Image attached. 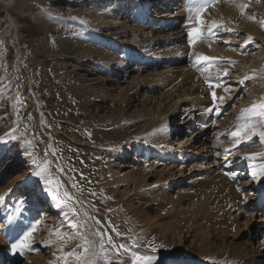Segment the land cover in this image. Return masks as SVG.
Instances as JSON below:
<instances>
[{
  "label": "rangeland",
  "instance_id": "374dc122",
  "mask_svg": "<svg viewBox=\"0 0 264 264\" xmlns=\"http://www.w3.org/2000/svg\"><path fill=\"white\" fill-rule=\"evenodd\" d=\"M163 1L158 0L152 17ZM129 2L0 0V222L16 218L13 211L19 208L25 232H32L23 254L9 258L11 244L24 235L15 230L6 237L0 259L4 264H77L76 255L84 258L85 238L98 241L101 237L94 233L99 232L106 253L97 246V254L90 256L95 264H104L105 258L112 264H133L144 255L157 258L152 264H247L241 258L246 253L264 261V210L261 215L252 210L257 206L260 212L257 202L264 196V137L254 134L264 131V118L238 120L242 111L264 103V0H221L209 6L200 31L206 39L190 50L185 37L174 45L154 43L162 34L154 37L146 30L148 24L134 30L129 18L135 11L116 16V7ZM115 23H128L134 33L113 30ZM186 26L191 25L179 31ZM120 41L125 44L115 45ZM207 43L211 59L196 71L193 84L176 90L155 83L168 74L176 80L179 74L193 73L199 65L196 52ZM182 47L186 52L181 60L167 59ZM135 57L146 62L133 68L122 65ZM138 75L152 79L134 85ZM211 102L219 110H213L209 126L195 134L191 145L175 151V158L159 155L147 130L156 132L154 124L161 119L157 122L167 126L164 137L178 147L179 138L190 136L187 127L170 133L182 122L178 115L182 120L189 115L186 125L202 114L197 110L201 104L213 109ZM171 103L177 108L171 109ZM162 104L170 112L155 121ZM233 131H242V136L233 138ZM127 149L142 154L116 166L119 177L130 176V171L138 177L113 183L109 169ZM184 154L189 158L180 163ZM42 167L43 177L59 186L61 197H70L66 205L53 201L51 189L34 174ZM225 171L240 180L237 186L223 176ZM182 174L179 187L159 192L163 183L168 187L170 178ZM222 177L233 188L229 193L213 190L220 189L215 181ZM236 187L244 190L236 193ZM182 193L188 197L172 209L153 199L157 195L166 203ZM113 247L120 248L119 258Z\"/></svg>",
  "mask_w": 264,
  "mask_h": 264
},
{
  "label": "bare ground",
  "instance_id": "6f19581e",
  "mask_svg": "<svg viewBox=\"0 0 264 264\" xmlns=\"http://www.w3.org/2000/svg\"><path fill=\"white\" fill-rule=\"evenodd\" d=\"M134 0H131V2H129V3H126V4H121L120 6H118V7H116V9L118 10L115 14H117V15H120L121 14V12H122V14H123V16H124V14L126 13V11H134V8H135V4L134 5H131L132 7H131V9H129V10H127L126 8H125V6H128L130 3H132ZM135 1H137V0H135ZM144 1V5H143V7H142V10H138V11H136L135 12V14H134V16H132L131 17V21H130V26H133V28H134V30L135 29H137L139 32H140V30H142L145 26L143 25V23L144 22H148V20H149V17H150V15L152 14V12H153V6L158 2V0H143ZM165 1V0H164ZM141 3H142V1H141ZM137 4H139V2L137 3ZM142 5V4H141ZM185 5H188V4H182V5H180V7L178 6V8H177V10H173V11H170V10H168V9H166V13H164L165 15H163V17H158V26L157 25H154V24H150L149 25V27L148 28H146V30H150V33L151 34H153V36L154 37H156L157 35H158V33H160V34H162V35H158V37H156V38H154L153 40V42L155 43V41H156V43L157 42H175V43H178V42H180L181 40H185L186 39V37L187 38H192V37H188L187 36V30L190 28V30H192V28H198V27H201V23H203V18H202V14H200V16H199V18H197L196 19V10H194V9H192V11H186L185 9H184V7H185ZM174 6V5H173ZM106 7H108V5H106V6H100V7H98L99 9H101V8H106ZM210 7H213V6H210ZM97 8V9H98ZM163 8V7H162ZM170 9V8H169ZM173 9H174V7H173ZM207 9V8H206ZM114 10V9H113ZM209 10V9H208ZM116 11V10H115ZM161 11H163V9H161ZM146 13H148V16L149 17H145V15H146ZM115 14H110L111 16H109L110 18H115ZM158 15H162V14H158ZM212 15V14H211ZM167 17H169L168 19H167ZM159 18H161V19H159ZM213 19V18H212ZM195 20H196V22H195ZM225 20V19H224ZM194 22V23H193ZM184 23H188V24H190V25H192V24H197V25H194V26H187L186 27V32L185 31H179L180 29L179 28H181L182 29V25L184 24ZM121 24V23H120ZM128 23H124L123 25H118V23H115V26H114V29L113 30H118L119 31V29H120V32L122 31L123 33H126V32H131V31H133L132 29H129V28H127L129 25H127ZM160 25V26H159ZM163 25H165V28H163ZM156 26V27H155ZM122 27V28H121ZM118 28V29H117ZM163 28V29H162ZM122 29V30H121ZM185 29V28H184ZM178 30V32H174V31H177ZM167 31H169V32H167ZM173 31V32H172ZM189 31V30H188ZM169 33V34H164V33ZM184 32V33H183ZM133 33H134V31H133ZM118 34H119V32H118ZM132 33H130V35H131ZM124 35V34H123ZM121 36V35H120ZM132 36H133V34H132ZM253 36V35H252ZM184 37H185V39H184ZM201 37H203V38H206L205 36H201V35H199V33H198V35L195 37V38H197L198 40L197 41H199L200 39H201ZM127 38V37H126ZM257 39V38H256ZM117 40V39H116ZM115 40V41H116ZM133 40V39H132ZM137 40V39H136ZM258 40V39H257ZM138 41V40H137ZM136 41V42H137ZM140 42H141V40H139ZM106 42V41H105ZM121 42V41H120ZM118 42V43H115V45H124L125 43H123V42ZM140 42H138V43H140ZM152 42V43H153ZM114 43V42H113ZM133 43H134V41H133ZM142 43V42H141ZM198 42H196V44H197ZM136 44V43H135ZM172 44V43H171ZM170 44V45H171ZM187 45H188V43H186ZM196 44L194 45V47L196 46ZM263 44H264V41H263ZM168 45V44H167ZM172 45H174V43L172 44ZM103 46H104V44H103ZM140 46V45H139ZM208 46H209V44L207 43V44H203L201 47V49L199 48V50L196 52L198 55L194 58V61H195V65H196V63H198L197 61H198V57H200L201 55H206L207 56V53H209L210 54V51H208V52H206L207 51V49H208ZM110 47H114L113 45H110ZM142 47V46H141ZM193 47V48H194ZM107 48V47H106ZM145 48V47H144ZM143 48V49H144ZM183 49H182V51H179L175 56H168L167 55V59L168 58H173V59H177L176 61H179V60H181V56L183 55L182 53H185L186 52V50H185V47H182ZM188 48H189V46H188ZM91 49V48H90ZM264 49V48H263ZM179 50V49H178ZM180 50H181V48H180ZM190 50V49H189ZM188 50V51H189ZM90 51V50H89ZM100 51V50H99ZM102 51V50H101ZM172 51H173V49H172ZM261 51L263 52V50H262V48H261ZM95 52V51H94ZM97 52V51H96ZM170 52V51H169ZM102 53V52H101ZM165 53V52H164ZM172 53V52H171ZM173 53H175V52H173ZM105 54V53H104ZM143 54V53H142ZM208 54V55H209ZM174 55V54H173ZM103 56V55H102ZM183 56H185V55H183ZM137 57H140V56H137ZM163 57H165V56H163ZM136 58V57H135ZM145 57H142V58H136V59H133V58H129V63H126V61H125V64H122L123 66H126V67H130V64L132 65V64H135V62H136V60L137 59H140V61H138V64L139 63H144V62H146L145 60L146 59H144ZM103 59H105V58H103ZM185 59V58H184ZM251 59V58H250ZM249 59V60H250ZM106 60V59H105ZM127 60V59H126ZM254 60V59H253ZM184 61V60H183ZM96 62V61H95ZM159 62H161L160 60H159ZM180 63V62H179ZM205 63V65H206V62H199V65H197V66H199V67H201L202 68V66H203V64ZM157 65H158V63H157ZM156 65V66H157ZM194 65V64H193ZM202 65V66H201ZM197 66H194L195 67V69L197 68ZM255 66L257 67V64H255ZM254 66V67H255ZM132 67H134V65L132 66ZM244 68V67H243ZM246 68V67H245ZM194 69V68H193ZM133 72V71H132ZM181 73V72H180ZM152 74V73H151ZM166 75V74H165ZM164 75V76H165ZM179 75H181V77L180 76H178L179 77V79L178 78H176V80H174V77H172V76H170L169 74H168V76H166L165 78H163V77H161V78H159L158 80H156L155 81V83L157 84V85H159L161 88H166V89H168V88H175L176 90L177 89H180V88H182L185 84H193L194 83V76L196 75V72L195 71H193V73H187V74H184L183 76H182V74H179ZM93 76V75H92ZM139 76V75H138ZM136 77L137 79H135L136 81H135V83L136 84H134V85H140L141 84V82H149V81H151V79L152 78H150V76H147V77H145V76H139V77ZM162 76V75H161ZM152 77V76H151ZM102 78V77H101ZM154 78V77H153ZM154 79H156V78H154ZM98 80V79H97ZM134 82V81H133ZM133 82H132V84H133ZM156 87V86H155ZM159 88V87H158ZM175 91V90H174ZM100 92V91H99ZM105 94V93H104ZM103 94V95H104ZM130 94V93H129ZM102 95V94H101ZM122 95V94H121ZM213 97V96H212ZM92 98V97H91ZM213 100H214V98H213ZM131 101V100H130ZM160 101V100H159ZM162 102V101H161ZM158 103V102H157ZM212 103V102H211ZM221 104V109L224 107V102H220ZM180 104V103H179ZM213 104V103H212ZM143 105V104H142ZM169 105V104H168ZM158 106V105H157ZM168 107V106H167ZM167 107L165 108L164 107V105L162 104L161 105V107H158V108H160L159 109V111H157V113H154V117L153 118H155L154 120L156 121L157 120V118L159 119L160 118V116H162V114H164V113H166V110H167ZM171 109H176L177 107L175 106V105H172V103H171ZM157 108V107H156ZM169 108V107H168ZM211 108H212V106L210 105V104H206V103H203V104H201V108H198L197 110L198 111H201L202 112V114L200 113L198 116L200 117H197V119H201V121L202 122H206V124H208L209 123V121H210V119L213 117L212 115H211ZM219 108V107H218ZM151 109V108H150ZM220 109V110H221ZM223 110V109H222ZM155 111V110H154ZM167 111H169V110H167ZM210 111V112H209ZM153 112V111H152ZM170 112V111H169ZM175 112H177V111H175ZM174 113V112H173ZM208 113H209V115H210V117L208 118L209 120L208 121H206V120H204V118H206L207 117V115H208ZM166 115V114H165ZM168 115V114H167ZM159 116V117H158ZM180 115H178V117H177V119H178V122H180L183 118L180 116ZM196 116V115H195ZM186 118V117H185ZM159 120H161V119H159ZM159 120H157V121H159ZM156 121V122H157ZM191 121H194V119H192ZM155 122V124H154V128L157 126V128L156 129H154V130H156V132H154V131H152L151 132V130L152 129H148L147 131H149L148 133H151V136H153L152 137V139L153 140H156V149L159 151V155H164V154H171V157H173V158H175L176 156H175V151H177V150H180L179 148H181V147H183V146H190L191 145V141L193 140V139H190L187 135L186 136H183V137H181V139L179 138L177 141H176V143H178V147H176V144H175V142L173 143V142H171L173 139L171 138H169V136L166 138V137H164V135H166L165 134V128L164 127H167V126H161L160 124H159V122H157L156 123ZM157 124V125H156ZM182 124V123H181ZM183 125H180L179 123H176L175 124V126L173 125L172 127L173 128H171V131H170V133H172V130L173 131H175V129H180L181 127H182ZM178 132L179 131H177L176 133H174V134H178ZM200 134V133H199ZM194 135V134H193ZM150 136V137H151ZM130 141H133V139L132 140H130ZM134 142V141H133ZM139 142V141H138ZM186 143V144H185ZM182 145V146H181ZM156 152V151H155ZM141 154H142V150H138V152L137 153H135V152H131V150H129V149H127V150H124L123 152H121L120 154H119V157L117 158V161L115 162V163H113L112 165H111V167H110V173H109V177H111V181L114 183V182H125V181H128V179L129 178H134L135 176H137V174H135L134 172H132V171H130V173H131V175L130 176H126L125 175V177H119L120 176V174H121V171L120 170H117L116 169V166H118V165H125L127 162H128V159H130V158H132V156H135L136 158H139L140 156H141ZM182 157H181V160L179 161L180 163H182V162H184L185 160H187L188 158H189V154L187 155V154H184V155H181ZM33 169V168H32ZM166 171H167V174L169 173L170 175H172L174 172H173V168L172 167H168L167 169H166ZM164 172H165V170H164ZM129 173V174H130ZM142 173V170L139 172V174H141ZM163 172H161V171H159V175H161ZM133 175V176H132ZM135 175V176H134ZM225 174H223V176H224ZM233 176V175H232ZM108 177V178H109ZM138 177V176H137ZM227 177V176H226ZM234 177V176H233ZM136 179V178H135ZM228 179V178H227ZM183 180H185V176L182 174V176H180V177H173V178H170L169 179V184H168V187H166L165 186V183H163V185H162V187H161V189L159 190V192H163V191H167L168 189H173V190H175V188L176 187H179L180 185H181V183H182V181ZM104 181V180H103ZM130 182V181H129ZM167 182V183H168ZM240 181L238 180V183H239ZM233 184V183H232ZM179 185V186H178ZM215 185H218L219 186V188L220 189H215V188H213V190L214 191H216L217 193L219 192V193H229V191H231V189H233L232 188V186L229 184V182L226 180V179H224L223 177L221 178V179H219V180H216L215 181ZM220 185L223 187V188H221L220 187ZM234 186H237L236 184H233ZM213 186V185H212ZM241 188H238L237 189V187H236V193H237V191L238 190H240ZM160 195V194H159ZM162 195V194H161ZM219 195V194H218ZM163 196V195H162ZM164 196H166V195H164ZM171 197V196H170ZM184 197H188V194L187 193H182V194H179L178 196H175V198H173V197H171V198H169L168 199V201H166V203H164L163 202V200H161V197L160 196H154V198L153 199H155V200H160V202H158L157 203V205H159V206H164V207H169L168 209H172L173 207H175L181 200H183V198ZM192 197V196H191ZM190 197V198H191ZM51 201V200H50ZM57 202H54V203H51V205H55L56 207H54V209H57L58 208V206H57V204H56ZM166 204V205H165ZM263 205H264V196L263 197H261V198H259L258 199V207L261 209L260 210V212L262 211V210H264L263 208ZM187 207V206H186ZM186 209V208H185ZM61 213V212H60ZM13 214H15L14 216L16 217V218H11V221L10 220H8L7 218L5 219V220H1V230H0V258H1V255H2V251L3 250H1V249H4V248H6V245H5V243L7 242V240H8V238H6V237H9V236H11L12 235V233L16 230V231H21V235H24L26 232H25V230H24V228H26V225H25V223H26V221L22 218V215H21V211H20V209L19 208H15V210L13 211ZM12 214V215H13ZM65 217V216H64ZM29 221H32L33 223H34V221L36 220L35 219V217H31V218H29L28 219ZM243 220H245V219H243ZM243 223V225H245V224H247V223H245L244 221L242 222ZM264 229V228H263ZM47 231V230H46ZM261 232H263V234H264V230L263 231H261ZM121 234V233H120ZM5 238V239H4ZM243 239V238H242ZM244 244V243H243ZM247 244V243H246ZM245 244V245H246ZM43 245H44V243H43ZM245 245H243L242 247L244 248L245 247ZM14 256V255H17V254H10L9 255V253H8V257H12V256ZM264 256V255H263ZM262 257V256H261ZM247 264H263L264 263V261H262V260H257V259H254L253 257H250L249 255H248V253H246L245 255H242V257H241ZM256 260V261H255ZM0 264H4V261H2L1 262V259H0Z\"/></svg>",
  "mask_w": 264,
  "mask_h": 264
},
{
  "label": "snow or ice",
  "instance_id": "6c2138e0",
  "mask_svg": "<svg viewBox=\"0 0 264 264\" xmlns=\"http://www.w3.org/2000/svg\"><path fill=\"white\" fill-rule=\"evenodd\" d=\"M214 3L215 0H212ZM209 5L207 3L202 4L199 8L196 10L197 18H199L200 14L208 7ZM264 27V25H262ZM198 35V33L193 32L190 33V36L193 37V42L195 40V37ZM211 58L207 56H200L198 57V63L199 62H207ZM211 87V83L209 84ZM213 97L215 99V94L213 93ZM259 116L261 118H264V103L259 104V105H252L249 109L242 111L241 115L238 117V120L240 121H247L250 119V117H255ZM244 131H247V129H244ZM258 134L261 137H264V131H260L259 133H254ZM231 136L233 138L239 139L242 136V131H233L231 133ZM27 151V150H25ZM45 171V168H40L38 171H36L34 174L40 178L41 183L45 184L46 187L51 189L50 196L53 201H57L61 205H66L70 197L68 196L67 193L63 194V197L60 195L59 191V186H53L54 182L51 179H45L42 175V173ZM70 226L73 229H77L78 225L74 222H70ZM35 229H33L34 231ZM32 235V232L25 233L23 238L20 239L18 242H14L11 244V249L13 253H17L18 251L20 254H23V249L26 247V241L29 239V237ZM94 235L100 236V240H88L85 238V245L83 248V253H84V258H81V256L76 255V260L77 264H95V262L91 261L90 256H95L96 253V248L97 246L99 247V250L101 253H106V245L103 240V234L102 233H94ZM111 239L109 238L108 244L111 245ZM112 251L115 252L116 257L119 258L121 254V250L119 247H113ZM152 251H156V249H152ZM70 255H75V253L70 254ZM157 258L154 256L150 255H144V256H137L133 264H152L153 261H155ZM104 264H112V260L110 258H105Z\"/></svg>",
  "mask_w": 264,
  "mask_h": 264
}]
</instances>
